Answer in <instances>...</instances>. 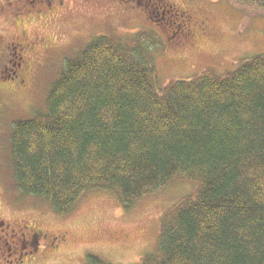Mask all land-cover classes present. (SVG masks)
Returning a JSON list of instances; mask_svg holds the SVG:
<instances>
[{"label": "trees", "instance_id": "16d2710c", "mask_svg": "<svg viewBox=\"0 0 264 264\" xmlns=\"http://www.w3.org/2000/svg\"><path fill=\"white\" fill-rule=\"evenodd\" d=\"M145 58L98 37L64 62L44 111L12 124L16 188L65 214L89 190L128 210L186 178L195 194L165 213L141 264H264V55L160 89Z\"/></svg>", "mask_w": 264, "mask_h": 264}, {"label": "rangeland", "instance_id": "374dc122", "mask_svg": "<svg viewBox=\"0 0 264 264\" xmlns=\"http://www.w3.org/2000/svg\"><path fill=\"white\" fill-rule=\"evenodd\" d=\"M185 28L191 36L182 37ZM98 37L139 46L160 89L264 55V11L232 0H0V220L11 244L40 232L29 264H86L87 256L141 264L155 252L165 213L197 190L177 177L128 210L114 193L89 190L57 214L16 188L12 124L44 111L64 62Z\"/></svg>", "mask_w": 264, "mask_h": 264}, {"label": "flooded vegetation", "instance_id": "af4514ba", "mask_svg": "<svg viewBox=\"0 0 264 264\" xmlns=\"http://www.w3.org/2000/svg\"><path fill=\"white\" fill-rule=\"evenodd\" d=\"M185 30L186 31L182 33V37L191 36V30L186 28ZM3 224L4 223L0 220V247L1 245L5 247V249L1 247L3 249V255L2 258H0V264H29L28 262L33 260L34 254L39 252L40 232H34L30 234L28 238L25 237L26 235L22 234L20 239L12 240L13 244H11L9 240L11 238L13 239L15 236L10 234L11 231L9 227L3 229ZM24 230H26V228H24ZM2 232L4 233V241L1 238Z\"/></svg>", "mask_w": 264, "mask_h": 264}]
</instances>
